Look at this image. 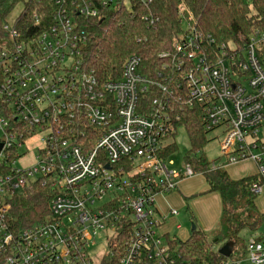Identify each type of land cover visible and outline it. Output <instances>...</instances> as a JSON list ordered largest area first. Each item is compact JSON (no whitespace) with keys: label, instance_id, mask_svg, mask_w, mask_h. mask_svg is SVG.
<instances>
[{"label":"built area","instance_id":"built-area-1","mask_svg":"<svg viewBox=\"0 0 264 264\" xmlns=\"http://www.w3.org/2000/svg\"><path fill=\"white\" fill-rule=\"evenodd\" d=\"M52 3L42 30L25 24L19 30L18 19L11 28L2 26L0 264H189L174 239L160 234L164 217L156 198L197 174L188 164L173 169L164 141L176 132L175 108L196 109L205 131L221 133L223 163H211V169L253 162L262 182L251 192L260 194L264 25L242 51L190 27L171 52L159 55L154 79L131 56L119 80L99 82L85 61L87 40L75 16L132 12L152 0ZM179 18L181 24L187 20L182 8ZM142 19L148 26L157 22L151 14ZM30 150L31 165L21 167ZM31 187L48 189L47 215L40 224L14 230L11 201ZM101 243L104 255L95 262L91 250ZM245 252L251 264H264V237H249ZM228 258L223 264H235Z\"/></svg>","mask_w":264,"mask_h":264},{"label":"trees","instance_id":"trees-1","mask_svg":"<svg viewBox=\"0 0 264 264\" xmlns=\"http://www.w3.org/2000/svg\"><path fill=\"white\" fill-rule=\"evenodd\" d=\"M21 3L24 10L18 18L19 30L25 25L35 31L42 30L50 23L54 7L52 0H0V45L7 38L2 29L5 19ZM181 8L184 17L192 19L197 31L239 51L247 46L251 33L264 25V0H152L148 8L133 6L132 12L108 10L103 13L106 17L98 19L75 16L87 40L85 61L98 81L119 80L123 65L131 56H138L141 72L154 79L161 68L159 55L171 52L184 33L179 18ZM148 14L157 19L155 26H148L143 21L142 17ZM35 17L39 22L37 26L34 25ZM151 95L148 94L144 100L149 101ZM173 117L174 127L185 130L190 145L184 164L190 165L204 178L207 192L217 193L222 204L213 240L210 241L208 234L195 227L186 240L174 239L173 244L189 264H223L226 258L213 250L214 245L221 243L222 247L232 243L233 252L242 231L257 232L264 223V216L254 205L257 195L251 192L252 185L261 184L262 180L258 175L231 180L222 168L212 170L211 163L202 155L209 132L200 124L199 112L177 107ZM176 150V144L171 143L166 147L164 157L169 158ZM49 198L48 189L40 187H31L23 195L15 197L9 213L12 228L20 230L43 222Z\"/></svg>","mask_w":264,"mask_h":264},{"label":"crops","instance_id":"crops-1","mask_svg":"<svg viewBox=\"0 0 264 264\" xmlns=\"http://www.w3.org/2000/svg\"><path fill=\"white\" fill-rule=\"evenodd\" d=\"M224 169L231 180H240L245 177L257 175L256 165L251 161L239 162V164L236 163V165H226ZM197 176L201 175L197 174L191 178L181 180L174 192L156 198V209L158 214L164 217L163 224L159 229L161 235L178 239L176 236H171L170 232L173 229L178 231L181 230L177 218L180 214V209L183 208L184 205L192 214L190 219L193 221V224H195L194 226L204 233L207 234L218 226L222 211L221 199L217 193L207 192L208 186L205 180L204 182L199 180L192 181ZM254 205L258 213L264 216V189H262L260 194L256 196ZM171 210H175L177 215H170ZM263 227L264 225L261 229ZM262 230L264 231V228ZM189 233L186 234L184 240L188 238ZM257 236L264 237V233Z\"/></svg>","mask_w":264,"mask_h":264},{"label":"rangeland","instance_id":"rangeland-1","mask_svg":"<svg viewBox=\"0 0 264 264\" xmlns=\"http://www.w3.org/2000/svg\"><path fill=\"white\" fill-rule=\"evenodd\" d=\"M24 10V5L23 3L19 4L12 12L9 13V15L5 19L6 26L11 28L14 26L15 21L21 16V13ZM193 21L191 18H188L186 21H182V29L183 30H188L190 27H193ZM259 139L264 141V126L260 130L259 134ZM206 140L207 143L205 144L203 150H202V155L205 157V159L216 165H220L223 163V159H221V154H220V142H221V133L220 130H214L212 132H209L206 135ZM171 143H175L177 150L169 157V160L173 162V169L175 170H182L183 169V164H184V156L188 153V150L190 148L189 141L187 138V134L183 128H177L176 132L169 138H167L164 141L165 145H169ZM34 150H30L28 153V156L26 159H23L21 162H19V165L21 167H29L32 163V155L34 154ZM239 164V163H238ZM254 164V163H253ZM236 165V164H235ZM230 168V167H229ZM222 171H225L224 167L222 168ZM201 181L204 182L203 177L197 176L195 179L192 181ZM264 189V186L263 188ZM197 194V193H196ZM189 204V203H188ZM189 206V205H188ZM190 211V210H189ZM187 209V207L184 205L183 208L180 209V214L177 218V222L181 226V230L178 231L176 229H173L170 233L171 236H176L180 241H184L186 238V234L189 233L190 228L193 225V221H191V216L192 214L190 213ZM195 225V224H194ZM264 223L262 224V226ZM261 226V227H262ZM261 227L258 229L257 232H250L249 230L245 229L240 233V242L239 244L234 247V251L231 253L230 257L228 258L229 262L232 263H238L239 264H251L247 258L246 255L243 254L244 250V245L249 239V237H255L257 235H260L261 233H264V231L261 229ZM218 228L216 226L215 229L212 231H209L207 234L209 235L210 241L213 240V237L215 236ZM104 241V239H101ZM100 241V240H99ZM221 248V243H217L214 245L213 250L215 252H218L219 249ZM103 248H102V243L100 245L95 246L91 250V255L93 256V260L95 262H100L102 257H103Z\"/></svg>","mask_w":264,"mask_h":264},{"label":"water","instance_id":"water-1","mask_svg":"<svg viewBox=\"0 0 264 264\" xmlns=\"http://www.w3.org/2000/svg\"><path fill=\"white\" fill-rule=\"evenodd\" d=\"M194 229H195V226L193 225L191 227V230L193 231ZM232 249H233V244L227 243L219 249L218 253L224 258H228L232 252Z\"/></svg>","mask_w":264,"mask_h":264}]
</instances>
